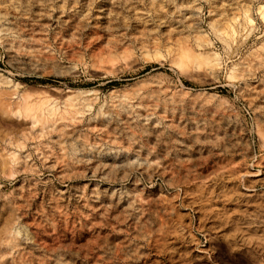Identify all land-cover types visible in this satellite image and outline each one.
I'll use <instances>...</instances> for the list:
<instances>
[{
  "label": "rangeland",
  "instance_id": "1",
  "mask_svg": "<svg viewBox=\"0 0 264 264\" xmlns=\"http://www.w3.org/2000/svg\"><path fill=\"white\" fill-rule=\"evenodd\" d=\"M263 3L0 0V264H264Z\"/></svg>",
  "mask_w": 264,
  "mask_h": 264
},
{
  "label": "bare ground",
  "instance_id": "2",
  "mask_svg": "<svg viewBox=\"0 0 264 264\" xmlns=\"http://www.w3.org/2000/svg\"><path fill=\"white\" fill-rule=\"evenodd\" d=\"M262 5H264V3H263ZM259 7H260V6H259ZM259 7H258V8H259ZM263 9H264V6H263ZM259 11H260V10H259ZM261 11H262V9H261ZM261 11H260V12H261ZM247 12H248V11H247ZM261 14H262L261 17L263 18V17H264V16H263V13H260V15H261ZM245 16H246V20L252 24L253 19L250 17L251 15L249 16V14L246 13ZM244 19H245V18H244ZM263 19H264V18H263ZM246 20H245V21H246ZM247 21H246V22H247ZM248 22H247V24H248ZM74 97H75V96H74ZM67 98L70 99L69 96H68ZM67 104H69V106L71 105V107H72L73 105L75 106V104H73V102H69V103H67ZM46 109H47V108H46ZM47 110H48V109H47ZM55 111H56V108H55L54 112H55ZM76 111H77V109H76ZM59 112H60V111H59ZM42 113H43V112H42ZM49 113H50V112H49ZM38 114H40V113H38ZM50 114H52V113H50ZM54 114H55V113H54ZM56 114H57V113H56ZM44 115H45V114H44ZM60 116H64V115H60ZM35 118H36L37 121H38V120H39V121H42V122L45 121V117H42V115H41V116H38V115H37ZM62 118H63V117H62ZM47 120H48V119H47ZM39 121H38V122H39ZM10 154H11V153H10ZM10 154H9V155H10ZM13 172H14V171H13Z\"/></svg>",
  "mask_w": 264,
  "mask_h": 264
}]
</instances>
